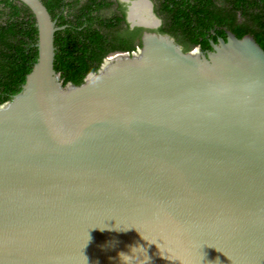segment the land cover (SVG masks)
<instances>
[{
  "label": "water",
  "instance_id": "1",
  "mask_svg": "<svg viewBox=\"0 0 264 264\" xmlns=\"http://www.w3.org/2000/svg\"><path fill=\"white\" fill-rule=\"evenodd\" d=\"M38 57L0 104V264H264V49L147 33L81 84Z\"/></svg>",
  "mask_w": 264,
  "mask_h": 264
},
{
  "label": "trees",
  "instance_id": "2",
  "mask_svg": "<svg viewBox=\"0 0 264 264\" xmlns=\"http://www.w3.org/2000/svg\"><path fill=\"white\" fill-rule=\"evenodd\" d=\"M53 18H57L54 43V68L63 83L81 84L87 74L96 72L111 51H132L142 28L122 34L118 20L100 14L104 0H42ZM241 13L237 20L235 10ZM159 13L165 19L162 32L176 36L188 49L200 43L212 49V41L227 40V29L238 38L252 35L264 49V0H163ZM67 5L68 14L61 11ZM61 11V12H60ZM116 19L113 21V19ZM117 31V32H116ZM214 31V32H212ZM38 29L33 12L19 0H0V104L18 93L38 57ZM141 44V42H140Z\"/></svg>",
  "mask_w": 264,
  "mask_h": 264
},
{
  "label": "flooded vegetation",
  "instance_id": "3",
  "mask_svg": "<svg viewBox=\"0 0 264 264\" xmlns=\"http://www.w3.org/2000/svg\"><path fill=\"white\" fill-rule=\"evenodd\" d=\"M85 0H80V4L83 3ZM99 1V0H98ZM101 1V0H100ZM105 2H108V4L106 3L105 6H102L100 8V14H103L105 17L107 18H111V17H120L121 19L118 20L119 26L122 27V29H120V31H122V34H129L131 31H134L136 28H142L141 29V33L139 36H136L135 38V43L136 46L133 50H136L138 46L142 47L143 45V39L145 37V35L147 33H157V34H164V35H168L171 38H173L176 42H178L179 44H181L182 48L185 51H193V50H197L199 49L200 52L204 53L205 55H208L209 52L214 50V46L213 44H219L220 40L223 39L222 37L218 38L217 42H211L213 48L212 49H204L200 43H189V47L188 49H185V46L179 42L178 38L168 32H162L160 31L161 27L166 26L165 24V19L163 17V14L159 13V8H161V2L163 0H143V1H147V4L150 8V13L153 17V22L152 23H144V22H139L138 20H134L131 19L130 15H131V11H132V6L134 5L135 1L138 0H104ZM222 0H216V2L220 5ZM227 6H230L229 9L230 10H235L236 12V16H237V20L241 21L242 17H241V13L238 9H234V3L232 1H227L226 2ZM61 11L64 12V14H68L69 12V8L67 5H63L61 7ZM60 11V12H61ZM56 20V24H57V18H53ZM117 19V18H116ZM115 18L113 19L116 20ZM61 28V26H60ZM117 32V31H116ZM214 32V31H212ZM232 33L234 34L231 30L227 29V38L229 37V34ZM235 35V34H234ZM141 42V44H140ZM117 51H123V50H115V51H111L109 52V54L117 52ZM108 54V55H109ZM107 55V56H108Z\"/></svg>",
  "mask_w": 264,
  "mask_h": 264
},
{
  "label": "bare ground",
  "instance_id": "4",
  "mask_svg": "<svg viewBox=\"0 0 264 264\" xmlns=\"http://www.w3.org/2000/svg\"><path fill=\"white\" fill-rule=\"evenodd\" d=\"M130 17L131 19L138 20L139 22H153V17L150 13V8L147 4V1L143 0L135 1L134 5L132 6Z\"/></svg>",
  "mask_w": 264,
  "mask_h": 264
},
{
  "label": "clouds",
  "instance_id": "5",
  "mask_svg": "<svg viewBox=\"0 0 264 264\" xmlns=\"http://www.w3.org/2000/svg\"><path fill=\"white\" fill-rule=\"evenodd\" d=\"M139 48H140V46H138L136 50H132V51H123V52H129V53H130V52H136ZM117 52H119V51H117ZM114 53H116V52H114ZM111 55H112V53L109 54L108 56H106L105 58H108V57H110Z\"/></svg>",
  "mask_w": 264,
  "mask_h": 264
}]
</instances>
